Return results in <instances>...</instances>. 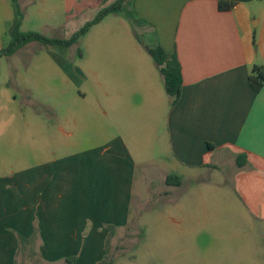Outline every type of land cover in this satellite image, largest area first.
I'll use <instances>...</instances> for the list:
<instances>
[{"label": "crops", "instance_id": "0c3cea01", "mask_svg": "<svg viewBox=\"0 0 264 264\" xmlns=\"http://www.w3.org/2000/svg\"><path fill=\"white\" fill-rule=\"evenodd\" d=\"M219 1H133V14L156 40L149 47L178 58V103L166 99L139 55L124 71L117 64L123 61L112 59L91 69L100 79L143 77L130 88L101 82L111 108L132 111L131 120H122L104 142L79 144L51 159L41 153L33 166L1 161L0 264H68L72 257L74 264L102 262L111 235L131 224L138 173L150 180L158 142L182 173L215 171L227 158L237 168L244 201L264 197V87L257 92L250 85L253 68L264 65V13L254 1L221 11ZM239 156L246 157L245 167L238 166ZM180 177V187L166 185L171 192L183 186Z\"/></svg>", "mask_w": 264, "mask_h": 264}, {"label": "rangeland", "instance_id": "374dc122", "mask_svg": "<svg viewBox=\"0 0 264 264\" xmlns=\"http://www.w3.org/2000/svg\"><path fill=\"white\" fill-rule=\"evenodd\" d=\"M18 1L21 14L13 0H0V50L11 42L21 19L22 32L67 40L117 0ZM133 1L127 0L122 12L108 15L70 48L33 42L0 58V163L33 166L41 153L51 159L79 144L104 142L106 135L119 131L122 120H131L132 111L111 108L100 92L101 82L111 87L123 81L130 88L142 84L143 77H94L89 71H98L102 60L123 61L117 64L124 71L129 69L125 62L139 55L140 66L147 64L170 100L143 47L156 40L133 14ZM254 3L263 14L264 0ZM155 150L156 164L146 175L150 180L138 173L131 224L109 238L113 264H264V197L244 201L232 162L225 158L218 170L182 173L165 144L158 142ZM172 172L183 176L184 184L171 192L165 175ZM259 190L264 196V188Z\"/></svg>", "mask_w": 264, "mask_h": 264}, {"label": "trees", "instance_id": "16d2710c", "mask_svg": "<svg viewBox=\"0 0 264 264\" xmlns=\"http://www.w3.org/2000/svg\"><path fill=\"white\" fill-rule=\"evenodd\" d=\"M127 0H117L110 6H106L101 8L98 15L90 22L86 23V25L76 32L70 39L61 40V39H51L45 37L44 35L37 32H22V19L16 23L14 29L12 30V38L11 42L0 50V58L2 57H10L14 55L18 50L23 48L29 43L39 42L48 46H60L64 48L72 47L77 41H79L82 37L87 35L91 28L95 25L100 24L108 15L113 13H119L124 10V3ZM255 0H220L219 1V10L221 11H230L237 6L239 2H251ZM15 7L18 10V14L20 12V4L18 0H13ZM144 48L147 50L149 55L154 60L156 66L158 67L163 80L164 87L167 95L171 98L172 106H175L180 97L183 86V77H182V69L181 65L178 61L176 55H168L164 52L161 47L151 48L147 45H144ZM250 85L251 87L259 92L264 87V65L263 66H255L253 68V72L250 76ZM211 148H213L211 146ZM237 164L240 168L245 167L247 164V159L245 156H239L237 159ZM182 184L181 177L178 174H170L166 179V185L169 187H180ZM114 234V233H113ZM113 234L111 236H113ZM105 259L99 264H113L114 260L109 255V248H107ZM68 264H74L75 258L67 259Z\"/></svg>", "mask_w": 264, "mask_h": 264}]
</instances>
